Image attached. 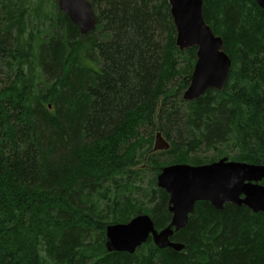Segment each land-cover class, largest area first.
Listing matches in <instances>:
<instances>
[{"label": "trees", "instance_id": "obj_1", "mask_svg": "<svg viewBox=\"0 0 264 264\" xmlns=\"http://www.w3.org/2000/svg\"><path fill=\"white\" fill-rule=\"evenodd\" d=\"M88 2L82 35L56 0H0V264H264V212L232 203L198 201L171 237L181 251L104 243L141 213L169 224L165 165L264 164V10L203 0L231 69L221 91L184 101L196 48L175 45L168 0Z\"/></svg>", "mask_w": 264, "mask_h": 264}, {"label": "water", "instance_id": "obj_2", "mask_svg": "<svg viewBox=\"0 0 264 264\" xmlns=\"http://www.w3.org/2000/svg\"><path fill=\"white\" fill-rule=\"evenodd\" d=\"M82 35L96 25L95 13L88 0H56ZM264 10V0H254ZM176 30L175 45L180 51L195 47L196 61L186 89L184 101H194L209 88L221 91L231 69V59L223 50V40L215 35L203 18V0H168ZM169 143L156 133L154 150H166ZM264 164H254L221 157L215 161L191 165L173 163L161 167L157 186L168 195L171 219L156 229L150 215L138 214L126 222L106 226L105 248L108 252L132 254L149 238L159 249L181 251L184 244L171 240L174 232L185 228L198 201H207L222 210L226 203L244 205L252 212H264Z\"/></svg>", "mask_w": 264, "mask_h": 264}, {"label": "rangeland", "instance_id": "obj_3", "mask_svg": "<svg viewBox=\"0 0 264 264\" xmlns=\"http://www.w3.org/2000/svg\"><path fill=\"white\" fill-rule=\"evenodd\" d=\"M185 89H186V88H185ZM185 89H184V90H185ZM184 90H183V91H184ZM156 122H157V121H156ZM154 141H155V139H154ZM149 170H150V169L148 168V171L146 172V176H145V181L148 180V178H150V175H151V173H152V172H150Z\"/></svg>", "mask_w": 264, "mask_h": 264}, {"label": "bare ground", "instance_id": "obj_4", "mask_svg": "<svg viewBox=\"0 0 264 264\" xmlns=\"http://www.w3.org/2000/svg\"><path fill=\"white\" fill-rule=\"evenodd\" d=\"M196 61V60H195ZM232 63V62H231ZM105 243V242H104Z\"/></svg>", "mask_w": 264, "mask_h": 264}, {"label": "flooded vegetation", "instance_id": "obj_5", "mask_svg": "<svg viewBox=\"0 0 264 264\" xmlns=\"http://www.w3.org/2000/svg\"><path fill=\"white\" fill-rule=\"evenodd\" d=\"M254 1V0H253Z\"/></svg>", "mask_w": 264, "mask_h": 264}]
</instances>
